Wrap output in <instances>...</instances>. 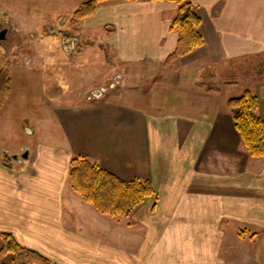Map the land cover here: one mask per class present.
<instances>
[{
    "label": "crops",
    "instance_id": "obj_1",
    "mask_svg": "<svg viewBox=\"0 0 264 264\" xmlns=\"http://www.w3.org/2000/svg\"><path fill=\"white\" fill-rule=\"evenodd\" d=\"M191 2L204 45L170 64L173 2L108 0L77 25L84 37L104 30L120 80L160 82L178 102L159 108L138 89L47 102L54 130H28L36 134L28 159L22 145H0L1 234L55 264H264V158L248 154L221 93L230 85L217 82L225 64L261 66L264 0ZM206 76L216 82L197 79ZM254 76L264 118V74ZM74 158L125 181L150 180L156 196L129 217L104 215L73 189Z\"/></svg>",
    "mask_w": 264,
    "mask_h": 264
},
{
    "label": "rangeland",
    "instance_id": "obj_2",
    "mask_svg": "<svg viewBox=\"0 0 264 264\" xmlns=\"http://www.w3.org/2000/svg\"><path fill=\"white\" fill-rule=\"evenodd\" d=\"M89 1L0 0V32L7 30L5 39H0V71L5 69L10 83L6 105L0 112L5 117L0 123V145H5L2 151L19 145L30 149L36 134L30 135L28 130L32 133L54 130L49 119L50 107L46 105L55 99L73 104L89 102L95 94L125 97L129 91L134 93L138 89L137 93L156 102L159 108L177 101L174 95L164 92L163 86L158 85L160 82L124 83L125 76L120 80L114 73L111 52L103 42V29L91 32L90 37L77 35L76 27L83 20L75 21L74 14ZM176 67L172 68L174 78ZM223 67V75L217 82L223 87L225 82L230 85L221 92L224 99L239 97L246 90L256 91L254 74H264V58L260 67L248 59ZM161 77L164 81L168 74ZM212 77L197 79L216 82V78L210 81ZM96 86L98 90L93 91ZM135 103L145 107L141 102ZM174 105L172 109H178ZM3 243L0 236V250ZM8 261L0 255V264Z\"/></svg>",
    "mask_w": 264,
    "mask_h": 264
},
{
    "label": "trees",
    "instance_id": "obj_3",
    "mask_svg": "<svg viewBox=\"0 0 264 264\" xmlns=\"http://www.w3.org/2000/svg\"><path fill=\"white\" fill-rule=\"evenodd\" d=\"M108 0H90L74 14V20L91 17L98 6ZM134 1V0H130ZM177 4L178 12L171 29L179 34L175 52L169 64L190 54L204 45L200 33L202 19L191 0H157ZM10 93V83L5 69L0 71V109L4 107ZM259 97L250 90L241 96L230 98L228 109L241 141L253 158H264V118L259 115ZM70 182L83 200L93 205L99 212L111 217H129L148 198L156 196L150 180L134 179L125 181L102 169L85 158H74L71 162ZM3 247L2 259H10L2 264H55L36 251L20 245L11 234L0 233Z\"/></svg>",
    "mask_w": 264,
    "mask_h": 264
},
{
    "label": "water",
    "instance_id": "obj_4",
    "mask_svg": "<svg viewBox=\"0 0 264 264\" xmlns=\"http://www.w3.org/2000/svg\"><path fill=\"white\" fill-rule=\"evenodd\" d=\"M6 32H7V30H3V31L0 32V39H5V37H6ZM7 156H8L10 159H16V160H18L20 155L15 154V155H13V156H9V155L7 154ZM21 157L24 158V159H28V158H29V150H24V152L21 154Z\"/></svg>",
    "mask_w": 264,
    "mask_h": 264
}]
</instances>
